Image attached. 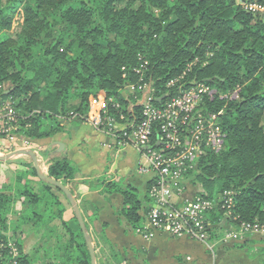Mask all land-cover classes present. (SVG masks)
<instances>
[{"label":"trees","instance_id":"1","mask_svg":"<svg viewBox=\"0 0 264 264\" xmlns=\"http://www.w3.org/2000/svg\"><path fill=\"white\" fill-rule=\"evenodd\" d=\"M250 1L0 0V84L7 87L3 99L14 100L17 132L29 139L53 137L84 122L97 123L104 110L118 119L123 114L140 120L137 98L124 93L139 78L134 68L140 66V56L148 62L147 79L163 95L172 92L165 86L170 79L209 51L207 64L195 66L187 84L238 90V98L206 99L207 113L223 110L219 121L226 137L219 150L203 147L186 177L200 183V195L209 198L234 192L233 207L223 208L221 202L207 215L210 239L234 244L253 257L264 255V236L247 235L250 245L239 243L243 238H225L242 222L264 224V14L248 11L243 3ZM17 5L24 7V22L9 36ZM21 163L12 184L0 189V264H35L39 249H45L49 264H92L76 215L75 227L63 218L66 207L58 194L65 196L63 191L42 180L36 188L35 167ZM48 173L68 185L77 168L64 156L52 160ZM122 183L109 182L106 191L123 196L122 214L137 229L155 207L152 182L146 192ZM56 219L62 235L51 226ZM26 226L46 227L33 254L23 250ZM12 243L19 250L15 258ZM256 243L261 245H252Z\"/></svg>","mask_w":264,"mask_h":264},{"label":"built area","instance_id":"2","mask_svg":"<svg viewBox=\"0 0 264 264\" xmlns=\"http://www.w3.org/2000/svg\"><path fill=\"white\" fill-rule=\"evenodd\" d=\"M244 7L248 11L264 14V0L246 2ZM140 60V66L134 68L138 80L124 90V93L128 91L137 98L141 107L140 120L127 119L123 114L118 119L104 110L103 116L93 124L109 134L119 146L136 147L149 161L154 176L150 195L155 207L138 231L146 237L166 232L172 236H189L206 241L209 238L207 215L221 202L223 208L233 207L234 192H226L219 200L198 195L181 207L174 206L172 200L176 193L181 192L186 173L194 166L202 148L218 150L226 137L219 115L204 110L206 99L209 100L215 90L204 82L187 84L193 68L207 63L196 57L187 64L182 74L165 84L172 92L160 95L156 82L146 77L148 62L143 56ZM4 91L5 87L0 85V153L24 149L29 140L17 132L19 120L14 100L12 97L3 99ZM114 103L119 107V103ZM156 130L158 133L155 135ZM153 142H157L158 147H153ZM250 234L264 236V224L242 222L239 230L228 232L225 237L237 240ZM11 253L13 258L19 254L13 243ZM12 264H17V261Z\"/></svg>","mask_w":264,"mask_h":264},{"label":"crops","instance_id":"3","mask_svg":"<svg viewBox=\"0 0 264 264\" xmlns=\"http://www.w3.org/2000/svg\"><path fill=\"white\" fill-rule=\"evenodd\" d=\"M28 144V148L37 153L47 174L52 160L64 156L77 168L75 178L67 186L75 194L93 237L98 264H264V255L250 256L245 250L234 244L228 246L217 238L200 241L186 236H172L166 232L146 237L138 229L144 226L148 214H145L141 227L134 229L122 214L123 196L106 191V186L112 181L123 182L124 185L132 184L146 192L154 179L149 161L136 147L116 144L109 134L93 123L84 122L77 130L60 132L49 138H31ZM44 152L46 157L42 156ZM19 156L24 155L0 163V189L12 184L17 171L21 170L22 166L17 164ZM33 181L36 188L42 187L39 177L33 178ZM203 192L200 183H191L186 177L181 192L175 194L172 204L181 207ZM58 194L66 207L64 220L75 227V213L71 204L64 195ZM15 217V214L9 216L11 220ZM51 226L57 228L58 234H63L60 220L56 219ZM25 228L29 229L23 239V250L33 254L38 249L46 227ZM244 238L239 243L250 245L251 238ZM55 241L56 238L51 239L48 246ZM38 251L39 258L45 249Z\"/></svg>","mask_w":264,"mask_h":264},{"label":"water","instance_id":"4","mask_svg":"<svg viewBox=\"0 0 264 264\" xmlns=\"http://www.w3.org/2000/svg\"><path fill=\"white\" fill-rule=\"evenodd\" d=\"M165 96L166 95H164L163 97H165ZM163 97H161L159 100H161ZM18 155L30 156L32 161H33V164H34V167L36 169V172H37L39 179L42 180L43 182L54 185L63 191V193L68 198V201L74 210L76 218L80 224L82 232H83L85 239L87 241L88 248H89L90 255H91V263L92 264H98L97 263V256H96V248H95L93 237H92L91 233L89 232V229H88L87 224L85 222V219H84L83 213L81 211L80 205L77 202L76 196L73 193V191L67 185L62 183L61 181L51 177L49 174L44 172L42 165H41V162H40V158L38 157L37 153L33 149H30V148L18 149V150L12 151L10 153H7L5 155H0V161L6 162V161H9L12 158L18 156Z\"/></svg>","mask_w":264,"mask_h":264},{"label":"rangeland","instance_id":"5","mask_svg":"<svg viewBox=\"0 0 264 264\" xmlns=\"http://www.w3.org/2000/svg\"><path fill=\"white\" fill-rule=\"evenodd\" d=\"M244 4V3H243ZM259 14V13H258ZM13 19H12V27L10 28V29H8V30H6V33L9 35V36H14L15 34H16V32L18 31V30H20V28H21V25L23 24V22H24V7L22 6V5H20L19 7H18V5H17V7H16V11H15V13L13 14V17H12ZM212 55V53L211 52H209V51H206L205 52V54H204V57H200V59H201V62L202 63H207V61L209 60V58H210V56ZM1 85V84H0ZM3 86V85H2ZM5 87V86H4ZM5 88H7V87H5ZM214 90H215V92H213L211 95H210V97H209V101L208 102H210V103H217V101H219V100H231V99H234V98H238V90H235V91H228V92H221L219 89H217V88H215V87H212ZM227 102V101H226ZM213 113H217L219 116L220 115H222V113H223V110H220L219 112H213ZM1 139H4V138H1ZM28 144V143H27ZM29 145V144H28ZM28 145H26V148H28ZM223 145V144H222ZM221 148V147H220ZM219 148V149H220ZM18 149H20V148H18ZM218 149V150H219ZM17 150V149H16ZM12 151H15V150H12ZM12 151H10V152H12ZM10 152H8V153H10ZM5 154H7V153H0V155H5ZM42 156L43 157H46V153L44 152V153H42ZM20 158H18L19 159V162H17V164L19 165V166H22V161H24L25 159H28L29 161H30V163H32L33 164V161H32V159H31V157L30 156H28V155H24V156H19ZM22 157H24V158H22ZM20 159H22V161L20 160ZM28 160H25V161H27L28 162ZM2 163V162H1ZM49 170V169H48ZM49 174V173H48ZM226 193V192H225ZM225 193L223 194V195H225ZM223 195L221 196V197H223ZM220 198V197H219ZM218 199V198H217ZM9 234H11V232H9ZM210 236V235H209ZM55 237V236H54ZM56 238V237H55ZM55 238H53L52 237V240L53 239H55ZM226 238V237H225ZM209 240H210V237L208 238ZM208 239H207V241H208ZM212 240V239H211ZM43 250V249H42ZM41 250V251H42ZM40 253V252H39ZM35 264H49V258L47 257V255H46V253H45V251H44V253L42 252L41 253V255H40V257L38 258L37 257V259H36V261H35Z\"/></svg>","mask_w":264,"mask_h":264}]
</instances>
